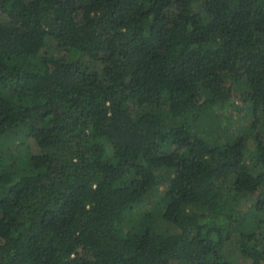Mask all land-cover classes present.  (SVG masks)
I'll list each match as a JSON object with an SVG mask.
<instances>
[{"label":"trees","instance_id":"16d2710c","mask_svg":"<svg viewBox=\"0 0 264 264\" xmlns=\"http://www.w3.org/2000/svg\"><path fill=\"white\" fill-rule=\"evenodd\" d=\"M0 264H264V0H0Z\"/></svg>","mask_w":264,"mask_h":264},{"label":"rangeland","instance_id":"374dc122","mask_svg":"<svg viewBox=\"0 0 264 264\" xmlns=\"http://www.w3.org/2000/svg\"><path fill=\"white\" fill-rule=\"evenodd\" d=\"M241 262V261H240Z\"/></svg>","mask_w":264,"mask_h":264}]
</instances>
